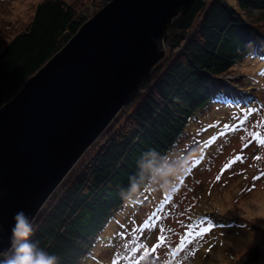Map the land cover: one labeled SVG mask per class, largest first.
Returning <instances> with one entry per match:
<instances>
[{"label":"trees","instance_id":"1","mask_svg":"<svg viewBox=\"0 0 264 264\" xmlns=\"http://www.w3.org/2000/svg\"><path fill=\"white\" fill-rule=\"evenodd\" d=\"M81 4L40 1L29 24L0 51V108L92 16ZM238 5L239 11L226 0H195L173 21L165 57L107 128L101 145L81 158L37 216L30 243L56 256L57 264H80L114 211L142 194L194 114L215 89H227L224 77L264 44V0ZM251 13L261 19L248 21L245 14ZM261 259V251L253 250L240 264Z\"/></svg>","mask_w":264,"mask_h":264},{"label":"rangeland","instance_id":"2","mask_svg":"<svg viewBox=\"0 0 264 264\" xmlns=\"http://www.w3.org/2000/svg\"><path fill=\"white\" fill-rule=\"evenodd\" d=\"M40 1L0 0V51L25 29ZM81 1L93 16L110 0ZM226 1L240 10L238 0ZM224 80L234 89H215L164 158V169L114 211L80 264H240L253 250L261 251L257 264H264V44Z\"/></svg>","mask_w":264,"mask_h":264},{"label":"water","instance_id":"3","mask_svg":"<svg viewBox=\"0 0 264 264\" xmlns=\"http://www.w3.org/2000/svg\"><path fill=\"white\" fill-rule=\"evenodd\" d=\"M195 0H110L0 108V254L165 57Z\"/></svg>","mask_w":264,"mask_h":264},{"label":"clouds","instance_id":"4","mask_svg":"<svg viewBox=\"0 0 264 264\" xmlns=\"http://www.w3.org/2000/svg\"><path fill=\"white\" fill-rule=\"evenodd\" d=\"M13 219L12 248L9 253L0 254L4 256L0 264H57L56 256L40 249L37 242H29L35 229L27 214L19 211Z\"/></svg>","mask_w":264,"mask_h":264},{"label":"bare ground","instance_id":"5","mask_svg":"<svg viewBox=\"0 0 264 264\" xmlns=\"http://www.w3.org/2000/svg\"><path fill=\"white\" fill-rule=\"evenodd\" d=\"M211 103V102H210ZM233 125V124H232ZM235 126H233L232 128H234ZM233 130V129H232ZM238 130V129H237ZM227 152V151H226ZM225 152V153H226ZM190 167H191V165H190ZM163 168V167H162ZM157 169H159V168H157ZM164 169V168H163ZM196 169V168H195ZM71 174V171L67 174V176H66V178L69 176ZM154 204V203H153Z\"/></svg>","mask_w":264,"mask_h":264},{"label":"snow or ice","instance_id":"6","mask_svg":"<svg viewBox=\"0 0 264 264\" xmlns=\"http://www.w3.org/2000/svg\"><path fill=\"white\" fill-rule=\"evenodd\" d=\"M204 231L206 232V231H208V229H205Z\"/></svg>","mask_w":264,"mask_h":264}]
</instances>
